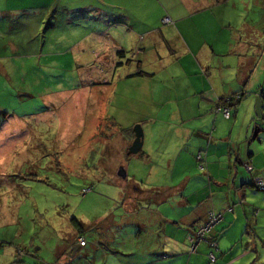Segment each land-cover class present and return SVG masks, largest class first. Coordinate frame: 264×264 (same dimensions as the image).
Segmentation results:
<instances>
[{
  "label": "crops",
  "instance_id": "crops-1",
  "mask_svg": "<svg viewBox=\"0 0 264 264\" xmlns=\"http://www.w3.org/2000/svg\"><path fill=\"white\" fill-rule=\"evenodd\" d=\"M86 1L0 0V75L15 74L12 64L28 65L26 57H34V49L41 54L46 49L42 60L49 64L95 65L88 74L95 81L42 92L44 105L30 117L39 123L61 112L64 118L80 116L85 109L96 121L89 141L100 142L105 153L110 150L108 172L126 192L124 206L131 215L124 223L132 226L129 233L98 235L92 244L83 232L68 235L53 252L55 260L45 264H210L209 245L203 243L193 253L188 236L212 210L223 215L213 233L219 249L216 264H264V193L252 186L253 178L264 182V19L260 26L239 31L231 26L229 33L214 13L225 0ZM85 12L90 13V26L82 20ZM208 12H213V22L206 23ZM184 17L191 23L182 26ZM167 18L174 23L164 27ZM148 56L160 68L155 63L147 67L152 62ZM122 65L128 66L124 75L119 74ZM74 73L83 80L82 73ZM120 92L127 100L123 106L135 105L137 112L122 130L116 122L110 127V116L105 124L108 111L101 106L116 102ZM238 93L244 98L232 107L228 120L218 105ZM251 94L255 96L248 105ZM79 96H87L88 102ZM69 98L74 104L66 107ZM140 123L145 128L143 148L129 155L134 125ZM86 126L82 120L73 136L82 135ZM63 133L65 140L67 131ZM199 152L206 156L205 171L197 166ZM95 160L105 165L97 155ZM245 163L251 165L249 175ZM146 175L155 180L141 182ZM114 223L113 218L109 226ZM20 254L26 251L18 250Z\"/></svg>",
  "mask_w": 264,
  "mask_h": 264
},
{
  "label": "rangeland",
  "instance_id": "rangeland-1",
  "mask_svg": "<svg viewBox=\"0 0 264 264\" xmlns=\"http://www.w3.org/2000/svg\"><path fill=\"white\" fill-rule=\"evenodd\" d=\"M86 3H92V0ZM166 7L170 8L168 5ZM179 8L181 12L184 11L183 8ZM212 13H206V23L212 21L209 17ZM214 13L218 14L219 23L226 25L229 33L232 31L231 26L238 31L256 23L260 26L264 19L262 16L264 0H225L215 8ZM82 14V20L87 21L86 25H92L90 13ZM201 17L202 15H199L196 18L199 19L200 26L204 25ZM182 19V26L191 23L188 18ZM163 20L164 27L174 23L170 19L169 22ZM241 34L244 36L245 33ZM258 35L263 37V33ZM262 41L264 44V38ZM40 51L34 49V57H26L29 59L26 68L24 64H12L13 67L17 66V72L9 74L10 78L0 75V264L51 263L55 260L52 256L56 248L65 242L68 235H78L79 229L84 233L89 244H92L93 240L98 239V235H110V232H114L115 235H125L132 227L124 224L131 216L124 206L126 192L113 183L115 180L108 172L111 163L110 150L105 153L104 146L100 142L96 145L94 141L91 140L94 143L89 141L90 128L96 123L93 117H90L85 109L80 116L74 113L72 117L64 118L62 116L64 113L61 112L51 115L50 120L39 123L31 120L30 117L31 113L35 111L36 114V111L41 110L44 105L40 95L42 92L45 94L63 89H76L82 81L83 83L95 81L88 75L95 65L84 62L77 65L49 64L46 59L42 60L48 51L45 49L44 54ZM138 56H136L137 62H140ZM152 57L148 56L147 59L152 62H147L145 65L149 67L155 63L154 66L160 68L159 62L154 61ZM32 68L36 69L34 73ZM55 68H60V72H56L58 69ZM127 69V65L120 66L119 74H126ZM74 72L82 73L83 80L80 75L75 76ZM45 75L49 76L43 81ZM36 79L38 83L34 84ZM125 79L126 76H123L122 80ZM126 93L129 94V91ZM254 96L248 95L246 104L251 105ZM85 97L87 98V96L78 98L83 103ZM76 98L75 96V101ZM70 99L67 100L70 102L65 101L67 105L64 102L62 105L68 107L74 104ZM126 101L120 92L116 102H109L106 107L101 104L108 111L105 124L109 121L107 117L110 116L113 122L109 124L110 127L115 125L114 122L119 130L130 126L137 112H134L135 105H130L129 109L125 108L123 105L127 104ZM152 116H156V113ZM261 119L260 117L259 120ZM82 120L87 126L83 134L76 138L73 135ZM138 125L145 132L142 123L134 125V128ZM158 128H163L160 121ZM65 130L68 138L63 140L62 135H66L63 133ZM80 155L82 159H79ZM96 155L104 159V166L94 161ZM197 166L201 170L198 162ZM121 168L122 166L119 167ZM143 180L140 181L152 182L155 179L146 175ZM165 206L163 205L161 209L164 210ZM139 214L146 215L145 211ZM113 218L117 224L109 226ZM75 220L80 224V228ZM18 250H25L26 254H22L21 257V254L18 255ZM70 260H75L77 263L79 259Z\"/></svg>",
  "mask_w": 264,
  "mask_h": 264
},
{
  "label": "trees",
  "instance_id": "trees-1",
  "mask_svg": "<svg viewBox=\"0 0 264 264\" xmlns=\"http://www.w3.org/2000/svg\"><path fill=\"white\" fill-rule=\"evenodd\" d=\"M217 2H220L221 0H216ZM126 55V53L123 51H121V52H119V56L121 57V58H123L124 56ZM244 98V94L243 93H238V94H235V95H232V96H230L228 99H222L221 100V103L218 105L219 106V109H218V111L219 112H221L222 114H223V116L225 117V115H224V113H223V110H221L220 111V109H229V111H230V118H226V119H231L232 118V112H231V109H232V107H237V105H239V103L241 102V100ZM227 100H229V102H226ZM199 155H201V157H202V159H201V161H199L198 160V156ZM206 156H205V154L203 153V152H199L197 155H196V160H197V162H198V164H199V167H201V165H203L204 166V168L203 169H201L202 171H204L205 169H206ZM246 166V167H245ZM249 164L248 163H245L242 167L244 168V171L246 172V173H248V174H250L251 172H252V168H251V170H249L248 168L251 166H249ZM253 180H254V183H253V187L257 190L258 188H257V180H259V179H254L253 178ZM247 186L248 185H250V184H246ZM230 211H233V209L231 208V209H229ZM210 213H213V214H215L216 216H220L221 217V221H222V219H223V215H222V213H220V212H218V211H214V210H212V211H210L209 213H208V215H207V218H206V220H205V222L203 223V224H201L199 227H197L194 231H193V233L190 235V236H188V243H189V246H190V251H192V243H191V241H190V238L191 237H195V235H196V232H197V230H199V228L202 226V225H204L206 222H207V220H208V217H209V214ZM75 221H77V220H75ZM220 221V222H221ZM217 225H219V223L217 224ZM217 225L215 226V228L217 227ZM77 226H78V228H80L81 226H80V224L78 223V221H77ZM215 228L213 229V231H212V233L210 234V235H207V237L205 238V240L203 241V242H201L200 244H199V246L197 247V249L195 250V251H192L193 253H197L198 252V249H199V247H200V245L201 244H203V243H207L208 245H209V247H210V249H211V251H210V253L208 254V259H209V263L210 264H216L217 263V261H218V255H217V253H218V251H219V249H215V248H213V247H211V245L209 244V242L211 241V242H217V238L215 237V235H213V233H214V230H215ZM78 231V233H82V231H80V229L79 230H77ZM82 239V238H81ZM79 242H80V240H79ZM23 252V251H22ZM211 255H214L215 257H216V262L215 263H212L211 262V259H210V256Z\"/></svg>",
  "mask_w": 264,
  "mask_h": 264
},
{
  "label": "built area",
  "instance_id": "built-area-1",
  "mask_svg": "<svg viewBox=\"0 0 264 264\" xmlns=\"http://www.w3.org/2000/svg\"><path fill=\"white\" fill-rule=\"evenodd\" d=\"M165 22H169V19H166ZM226 102H229V100H227ZM223 110V113L225 115L226 118H230V111L229 109H220V111ZM202 157L201 155L198 156V160L201 161ZM201 169L204 168L203 165H201L200 167ZM249 170H251V167L248 168ZM257 188L264 191V182L262 180H257ZM221 221V217L220 216H216L213 213L209 214L208 220L207 222L202 225L199 230H197L195 237H191L190 241L192 243V251H195L197 249V247L199 246V244L201 242H203L205 240V238L207 237V235H210L213 231V229L215 228V226L220 223ZM209 244L211 245V247L218 249V244L217 242H209ZM80 245L81 246H85L86 245V240L85 239H80ZM22 253V252H21ZM211 262L215 263L216 262V257L214 255L210 256Z\"/></svg>",
  "mask_w": 264,
  "mask_h": 264
},
{
  "label": "water",
  "instance_id": "water-1",
  "mask_svg": "<svg viewBox=\"0 0 264 264\" xmlns=\"http://www.w3.org/2000/svg\"><path fill=\"white\" fill-rule=\"evenodd\" d=\"M134 133H135V141L133 142L132 146L129 149V155H138L141 152L142 148H143L144 133H143L142 127L140 125L135 127L134 128ZM121 176L126 177L125 173H121ZM257 190L259 192H263L264 193V191H262L260 189H257Z\"/></svg>",
  "mask_w": 264,
  "mask_h": 264
}]
</instances>
